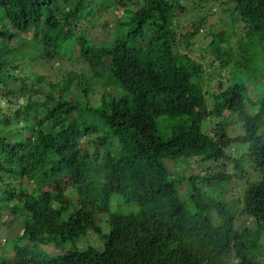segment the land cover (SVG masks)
<instances>
[{"label": "trees", "instance_id": "1", "mask_svg": "<svg viewBox=\"0 0 264 264\" xmlns=\"http://www.w3.org/2000/svg\"><path fill=\"white\" fill-rule=\"evenodd\" d=\"M118 1L97 43L91 0H0V96L22 101L0 106V264H264V0H201L223 6L220 31L205 7L183 25L188 0ZM26 58L58 61L62 78L27 73ZM234 177L237 209L210 192ZM90 233L102 249L63 248Z\"/></svg>", "mask_w": 264, "mask_h": 264}, {"label": "rangeland", "instance_id": "2", "mask_svg": "<svg viewBox=\"0 0 264 264\" xmlns=\"http://www.w3.org/2000/svg\"><path fill=\"white\" fill-rule=\"evenodd\" d=\"M222 1H226V0H222ZM91 5L93 6H98V12L100 15L97 16V18L94 20L95 22V27H94V36H95V40L97 43H102L104 41L107 40V38H109L110 36H112V32L109 31V29H113V25L115 23V21L122 15L124 7L123 4H121L118 0H91ZM187 7L190 9L185 16L183 17L181 23L185 26H187L188 28L190 27V23L191 20L197 19L200 16H203L202 11H203V7H205L207 10H211L213 13L212 15L209 14L208 16V26L215 24L217 22H219V25L215 28V31H220L223 30L225 25L221 22L223 19H225V15H223L222 12V8L223 6H220V2H212L211 4L206 3V2H202L201 0H188L187 1ZM224 7H228V6H224ZM108 20V26L104 27V23L105 21ZM186 27V28H187ZM184 29V32L187 31V29ZM191 29V28H189ZM242 29L241 28H237V32H240ZM205 29H203L201 32L202 34H204ZM26 39V41H29L30 36L29 35H25L24 36ZM202 37H199L197 39V43H196V47L193 49L195 51L198 52V54L201 52V50H205L207 49V45H208V40L209 39H201ZM232 41L235 43L237 41L236 38H232ZM26 48H29L30 50L32 49V54H36L39 50V46L37 45V43H32V44H27L25 47V51ZM236 50H238L236 48ZM183 52H185V50H182ZM196 56V55H195ZM197 57V56H196ZM40 63V64H39ZM24 64L26 65V72L27 73H36L39 75H43L46 77V79L48 81H52V82H57L59 81L62 77V71L59 70V67L61 66V64L58 61H37L34 64L31 63V61L29 60V58L24 60ZM32 66V67H31ZM65 67H67L68 69L73 68V66L71 64H65ZM80 68H78L79 72H80ZM22 72V71H21ZM217 76V74H216ZM215 89V88H214ZM92 91L94 92L92 99L93 100H99L100 99V94L102 92V88H100V86H94V88L92 89ZM1 92V90H0ZM13 103H9V101L2 99L0 96V106L1 109L4 110V112H6L7 110H12L14 111L16 109V106L18 105L17 103L19 102V104H22L21 100H14L12 101ZM98 120V118L96 119ZM95 120V121H96ZM209 125H212L211 123H209ZM234 132L232 131V134L234 135H238L242 133V128L241 127H234ZM84 142H87V139H84ZM246 145H237L236 146V150L238 151L236 152V154H242L243 152H245L247 150ZM232 151L234 152V150L232 149ZM183 159H179V160H171V159H166L165 160V164L168 167L169 170L174 171L175 169H180L179 166H181V169L184 168H188L189 166L191 167V171L194 173L195 170L196 172H198V174H205V169H201L198 165H196V162L192 159L189 160L188 164L186 162L182 161ZM226 160H221L218 162H210L207 166L205 165V168L207 167V171H210L211 174H215L217 173L220 168L222 166L226 167L225 165ZM251 167V166H250ZM228 168L232 167H227L226 170ZM231 169H228L229 171H231ZM190 168H189V174H191ZM209 172V173H210ZM197 174V173H196ZM249 179L252 181V183H255L254 180H257L256 182H259L262 179V176L256 172H252L250 171L249 174ZM67 182L65 183V185H68V181H64ZM47 190H52L54 189L53 187H48L46 188ZM179 189V194L181 199L183 200V202L186 205L187 209H190L192 206V202L189 199V195L186 194V190L183 189L182 186H178ZM247 189V185L245 184L244 179H239L238 177H234L232 180H230L229 182L225 183L224 185L217 187V188H212L210 190V192L212 193H216L218 190L221 191L223 193V195L225 196V198L227 200H229L234 206L235 209L240 208L239 206V200L242 199L244 192ZM117 198H114V200L112 201L113 206L116 208L117 207ZM251 226L253 224H250ZM102 228H103V232L108 234L109 233V227H108V222H107V217L103 220L102 222ZM6 238V234L3 233V230L1 229L0 231V250L2 245L4 244V240ZM89 246L95 247L97 249H102L103 248V242L101 241V239L93 234H88L86 237L82 238L80 241H77L76 243H72V242H68L66 243L63 248H66L67 250H73V249H79V250H85L86 248H88ZM55 248V247H53ZM231 264H237V261L235 259L231 260Z\"/></svg>", "mask_w": 264, "mask_h": 264}]
</instances>
